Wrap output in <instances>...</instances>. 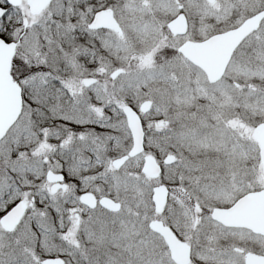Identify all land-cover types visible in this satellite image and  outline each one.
<instances>
[{
  "label": "snow or ice",
  "instance_id": "snow-or-ice-1",
  "mask_svg": "<svg viewBox=\"0 0 264 264\" xmlns=\"http://www.w3.org/2000/svg\"><path fill=\"white\" fill-rule=\"evenodd\" d=\"M0 264H264V0H0Z\"/></svg>",
  "mask_w": 264,
  "mask_h": 264
}]
</instances>
